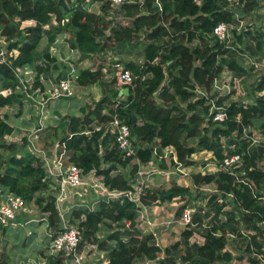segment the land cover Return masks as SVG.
Returning <instances> with one entry per match:
<instances>
[{
	"label": "trees",
	"instance_id": "obj_1",
	"mask_svg": "<svg viewBox=\"0 0 264 264\" xmlns=\"http://www.w3.org/2000/svg\"><path fill=\"white\" fill-rule=\"evenodd\" d=\"M67 1L70 0H0V29L10 41V47L20 49L13 66H34L38 75L36 87L42 85L39 75L48 76L52 69L59 78L67 77L68 65L51 55L48 49L62 32L71 33V46L84 58L111 50L122 54L132 44L142 45L144 64L123 60L124 66L137 76L135 85L123 84L118 76H114L111 83L128 87L129 92L126 94L111 87L94 105H84L79 115L61 117L50 127L49 145L66 143L69 161L80 166L84 173L95 169L97 175L104 177L110 190L133 192L140 176V165L135 163L130 168L133 157L122 155L115 135L107 128L97 131L94 127L108 124L119 115L131 128L136 157L142 165L158 160L155 147L161 154L165 147L173 146L179 162L185 167L196 165L193 154L198 151H211L217 164L223 162L226 154L240 153L243 166L239 171L246 172L241 176L226 171L193 172V186L215 185L217 191L207 193L210 195L208 209L203 210V214L195 213L192 222L183 229L181 239L170 247L156 244V236L152 233L143 234L138 226L140 207L129 196L122 201L100 200L93 209L85 205L74 207L67 217L82 229L80 250L88 244H97L99 250L106 253L109 264H138L139 259H149L155 264H233L234 255L225 248L227 234L235 232L247 241L244 252L249 254L250 264H264V166H261L264 142L254 147L250 129L254 122H259L264 137V74L254 88V94L262 92L254 104L246 105L239 98L226 104L229 94L215 98L212 88L214 79L225 67L234 76H243L255 69L254 65L238 58L243 49L242 34L233 30L236 38L233 50L227 42L212 36V32L221 22L238 25L240 15L253 12L259 1L243 0L237 10L227 0H144L143 3L122 5L113 17L89 13L82 4L70 8ZM157 2L161 3V10ZM105 7H110L108 1ZM53 13L59 23L44 31L43 27L51 22ZM65 17L69 21L60 25ZM44 32L50 43L41 50ZM141 36L147 42L142 43ZM103 77L100 69L83 68L78 73V83L94 85ZM16 83L10 66L1 65V107L22 103L19 92L7 96L1 94L3 89L14 87ZM197 87L207 91L209 96L211 94L216 107L226 111L224 121H214L210 114L212 100L196 98ZM86 129L92 130V134L86 135ZM15 130L5 113L4 119L0 120V186L36 203L41 211L49 212V225L59 229L61 217L52 190L53 180L47 178L40 158L28 150L26 144L3 141L6 134ZM185 139L196 140L197 146ZM4 150L8 155H4ZM160 162L162 171H170L171 166H176L173 161ZM122 167L128 172L124 173ZM251 181L254 188L249 185ZM230 192L233 197L228 195ZM192 195L191 186L175 182L169 188H147L140 203L148 206ZM228 206L230 209L226 210ZM185 208L186 205L181 207L178 216ZM30 226L35 229L36 225ZM197 227L205 230L202 244L191 241ZM10 229L0 224L3 233ZM101 234L104 236L100 237ZM46 259V264L66 262L64 255H46ZM0 264L10 263L2 261Z\"/></svg>",
	"mask_w": 264,
	"mask_h": 264
},
{
	"label": "built area",
	"instance_id": "obj_2",
	"mask_svg": "<svg viewBox=\"0 0 264 264\" xmlns=\"http://www.w3.org/2000/svg\"><path fill=\"white\" fill-rule=\"evenodd\" d=\"M110 3V7L106 8L105 3ZM142 2L144 0H82V2H79V0H70L67 1L70 8L77 7L79 4H82V6L89 12V13H95L97 15H105L107 14L109 17H113L115 14V11L120 9L122 5L126 3H138ZM231 7L233 9H238L242 6L243 0H227ZM158 6L160 7V10L162 9L161 3L157 2ZM52 20L49 24L44 25L43 29L44 31L50 30L51 26L58 25V19L56 14H52ZM120 18H123L120 16ZM69 21L68 17H65L60 22V25H65ZM128 23V22H127ZM236 28L234 24L221 22L217 24L212 32V36L216 37L221 42H229V39L231 38V32ZM106 33H109V30H107ZM66 35L68 32H62L61 34L57 35ZM67 36V35H66ZM43 37H48L46 32L43 33ZM55 44L50 45L49 50L51 52V55L54 56L55 52L59 50V48L56 46L58 43V40L55 39ZM60 41V40H59ZM70 55L71 58L67 59L63 62H65L69 67V72L67 74L66 78H59L56 75H52V77L46 76L44 73H41L39 75V80L41 82V86L36 87L35 84L37 82V71L35 70L34 66L30 65H24V66H13V60L19 55L20 49L18 47H10V41L8 40L7 36H5L2 33V29H0V66L1 65H8L14 72V75L16 77V85L14 87H10L7 89H3L1 91V94L7 96L12 93L19 92L22 94V103L23 100H26L27 104L29 105V99H32V105L35 108V111H37L38 117H37V123L34 127L33 131L29 134V128L25 127L22 129V134L17 133V129L11 133L6 134L3 137V141L6 144H18V145H24L26 144V148L28 150L33 149L35 151H39L41 149V153L37 154L40 158L43 167L47 171V178H51L53 181L51 182L52 190L54 193V196L56 197V203L59 210V214L61 217V226L59 229H55L54 227H51L49 225L48 216L49 212L41 211L40 207L34 203L27 201L22 195H19L11 190L5 189L4 187L0 186V224L4 227L11 226L12 228H23L28 231V234H31V230L29 231V223H41V225H45L46 232L48 234V238L51 242L50 244V252L48 255H64L65 258L72 259L74 261V264H89V260L93 256L90 251L92 248H98L97 244H91L87 246L86 248H82L80 250V243L82 241V229L78 226V224L72 223L69 218L66 216V212L64 209V204L69 202V200L74 201V204L69 202V208L73 207L74 205L77 206H88L86 199L88 195H91V190H89V187L91 188L92 184L94 183L95 186L99 187L100 190L94 191V194L99 198L100 200L107 199V201H113V200H124L125 197H128L134 201H136L140 207L139 213L142 212L143 218L145 219L146 223L149 224L150 221L148 219V208L146 205H143L140 203V199L142 194L145 191V188L148 186L146 183V179L144 177L139 176L137 178L136 184L134 185L135 190L133 192H124L119 190H110L108 187H106L104 182V177L102 175H97L96 170L93 169L89 173H84V170L78 166L77 164L70 162V152L66 148V143L58 144L56 143L54 145V148L49 149V151H45L44 149L39 147L38 141H35V139H38L41 137V134H43L44 129L46 128V123L49 118V112H48V105L50 102L60 99L62 97H76L79 93L80 84L78 83V73L81 69H91L93 68H85V65L83 64V60L85 58H96L98 55H92L88 57H83L80 51L76 48H73L70 44ZM72 51V52H71ZM78 56L81 57V59H78ZM119 59H116L115 62L112 64V67H114L113 77L118 76L120 78V81L123 84L126 85H135V80L137 78L136 75H134L133 71L129 68H126L122 63L118 61ZM144 64V62H142ZM226 72L223 70L222 73L214 79L212 88L213 93L216 94L215 98L217 96H222L225 94H230L233 87L238 88L235 84L237 81L235 79L231 80V85L226 84L221 80V77L225 76ZM36 80V81H35ZM234 82V85L232 84ZM233 86V87H232ZM195 92L197 93L196 98H207L211 99L212 101V108L210 109V114L213 115L214 121L222 122L227 118V113L223 108H217L215 103L213 102L214 98H210L209 93L205 91L202 88L197 87L195 89ZM262 95V92L259 93ZM21 103V104H22ZM18 105H21L19 103H16ZM13 107V105L9 106L6 105L4 107L0 106V120L4 119V114L7 109ZM95 130L99 131L103 128H107L109 132L116 137V141L118 144V148L122 152V155L127 157H133V160L136 159L134 163H138L140 165V169L144 167V165L141 164L139 159L136 157L137 149L134 144L135 139L132 136L131 128L130 126L119 117V115H115L113 119L108 124H99L94 126ZM92 130L86 129L84 133L86 135H91ZM21 135V137H18ZM26 136V137H24ZM72 134H70V137ZM264 142V137H256L253 135L252 137V145H256V143H262ZM60 146V147H59ZM32 151V150H30ZM155 154L157 155L158 161L164 160L166 162L173 161L176 163L175 169L181 171V167L184 168V170L189 171V175L193 174V166L185 167L181 162H179L177 151L173 146H167L163 149V152L161 154L156 152V147L154 149ZM206 151V150H205ZM35 153L34 151H32ZM209 152V151H207ZM210 157H213L214 163V169L215 172L211 171V169H208V171H204L203 169H199L201 173H216L219 171H226L230 174L241 176L245 175L246 172L244 170L239 171V169L243 166V158L240 153H234V154H226L225 158L223 159V162L221 164H217L215 157L213 156V153L210 151ZM44 154V155H43ZM159 154V155H158ZM150 164H153V161L150 162ZM159 171V170H158ZM162 171V170H160ZM196 171V172H199ZM163 173H172L173 171H162ZM195 172V171H194ZM141 171H139V174ZM186 174V172H185ZM55 180L58 182V184H55ZM242 180V179H241ZM238 181L240 179L238 178ZM243 181V180H242ZM247 182V181H245ZM252 181L249 183L251 187ZM80 186H85V196L82 188L78 189L76 191V188H79ZM89 186L88 188H86ZM212 185L210 184H204L200 187H195L198 191H206L205 193H213L214 191H217V189L211 188ZM254 188V187H253ZM78 193H83V197H79ZM76 194L80 198V203H78L76 199ZM229 196L233 197V192L228 193ZM85 203V204H84ZM88 208L93 209V206H88ZM144 208V209H142ZM38 211L39 216H33L34 213ZM193 209L187 207L183 210L182 215L180 216V222L186 226L190 224L193 220ZM101 237V236H100ZM99 249V248H98ZM104 252V251H103ZM106 254V253H105ZM104 261H106L107 264L110 263L109 258L106 255H102ZM92 260V259H91ZM47 263V259L45 264ZM91 264V263H90ZM105 264V263H103Z\"/></svg>",
	"mask_w": 264,
	"mask_h": 264
},
{
	"label": "rangeland",
	"instance_id": "obj_3",
	"mask_svg": "<svg viewBox=\"0 0 264 264\" xmlns=\"http://www.w3.org/2000/svg\"><path fill=\"white\" fill-rule=\"evenodd\" d=\"M259 1V5L258 7L255 9L256 10H260L261 8L264 7V0H258ZM239 9V8H238ZM237 9V10H238ZM255 14L256 12H252L249 14H244V15H240V21L238 23V25H235L237 32L242 34L243 37V49L241 50L240 55H239V60L248 64V65H254L252 64L254 61L257 62V59H255L256 55L255 53H257L258 58V65H254L253 67L255 69H257L255 71L250 70L246 75L243 76H234V73L232 71H230L228 68H224V71L226 72L225 76L221 77V80L223 82H225L228 85H231V80L233 77V80L235 79V81H237L235 84L237 85L238 88L233 87L231 90V93L228 95V99L226 100V104H229L230 101L232 99H240V101H242L244 104H254L256 101V97H259V93L254 94V88L256 87L259 79L261 78V76L264 74V23H261L262 26L259 28L262 30L260 31V33H255L252 29L256 28V23H255ZM257 17H261V19H258L259 21H264V14L260 15L257 14ZM250 31V33H248ZM67 35V36H66ZM66 35H60V41L58 42L62 47L60 49L59 52H57L56 54H54V56L56 58H60L61 53L62 56L64 57L65 60L70 59L71 55H70V44H71V38L72 35L70 32H68V34ZM57 38V36L55 37V39ZM42 43L40 46V49L43 50L46 48L47 45H49L50 40L48 39V37H43L42 38ZM54 39V41H55ZM54 41L50 43V45L54 44ZM259 42V48L258 51H254V45L256 42ZM46 42V43H44ZM235 42H236V38L234 36V32H231V38L229 39L228 45L231 49H235ZM49 45V46H50ZM49 49V48H48ZM124 50V49H122ZM72 52V51H71ZM119 52H122L119 50ZM51 53V52H50ZM134 54L135 56H133V58L128 57L129 55ZM141 54V49H130L127 48V51L124 50V52L122 54H119L118 56L120 58H124L127 60H131L133 62H138L139 60V56ZM263 56V57H262ZM261 57V58H260ZM99 57L93 58H85L83 60V64L85 65V68H93V69H98L100 65L97 66V62L96 59H98ZM78 59H81L80 56H78ZM117 58H115L116 60ZM63 62V61H62ZM65 64V62H63ZM122 63V62H121ZM123 64V63H122ZM124 65V64H123ZM258 67V68H257ZM52 70L50 71V73L48 74V77H52ZM111 75L113 78V70L111 71ZM111 78V80H112ZM104 80L105 77H103V79H101L97 84L94 85H88V87L90 88L89 91H87L86 88L83 87L82 92L84 97H85V101H86V106L88 105H94L95 102H97L102 96L106 95L108 90L104 91L103 94L101 95L100 98H98V95L102 93V89L103 86H111L112 88L115 87L112 83H110L111 81H109L108 83L105 82ZM36 81V80H35ZM234 85V82L232 83ZM80 86V85H79ZM81 89V88H80ZM108 89V88H106ZM84 90V91H83ZM110 90V89H109ZM80 92V91H79ZM79 95V93H78ZM77 95V96H78ZM76 96V97H77ZM76 97H72V98H63V99H58V103L57 104H63L62 107L67 111L70 112V110L73 109L74 105L73 103L70 104L71 102H74V100H77ZM211 97V94H210ZM215 100V99H214ZM22 101V99H21ZM26 100H23L22 105H18V104H14L13 107L9 108L6 110L5 113H7L9 115V121H11V123L14 124V126L17 128V131L15 134L17 135V133L22 134V129L25 128L24 126H26L25 123H23L24 119H26L25 117H19L21 116V114L25 113L27 114V116L29 117V134L33 131L34 127L36 126L37 120L33 119L35 117H38L37 111L34 110L33 105H32V99H29V105L26 103ZM52 102H50V104L48 105V107H51ZM76 105H78V103H76ZM59 106V105H56ZM58 109L60 110V108L58 107ZM52 113V112H51ZM33 114H35L33 116ZM49 122V121H47ZM264 122V119H263ZM51 124H49L48 126H46V128L43 131V134H41V137L38 139H35V141H38L39 147L44 149L45 151H49V147L52 148V145L48 143L49 141V135L51 133L50 127L53 125V121L50 122ZM253 135H255L256 137H260L263 136L262 133V129L260 126L259 122H254L253 126L250 128ZM18 137H21V135H19ZM26 137V136H24ZM27 138V137H26ZM186 142H188L189 144L195 145L197 146V141L196 140H190L187 141V139H185ZM225 141V140H224ZM226 143V141H225ZM56 144V142H55ZM54 144V145H55ZM260 145V143H256V145L254 147H258ZM32 151L35 152V154H39L41 153V149H39V151H35L33 149H30ZM210 152V151H209ZM207 151H198L197 153L193 154V157L195 158V162L197 165L193 166L194 171H199V169H203L204 171H208V169H211V171L215 172L216 170L213 168L215 165V161L212 159V157H210V153ZM4 155H8L7 151H3ZM44 155V154H43ZM137 161L136 159L132 160V164L130 166L133 167V164H135L134 162ZM153 164H147L144 165V167L142 169H140L141 173L140 176L144 177V179H146V183H147V187L145 188V190L148 189H157V188H169L173 183H177V184H181V185H188L191 186L193 188V195L192 197H182V198H177V200L175 199V201H172L171 204H169V202H166L164 204L165 205V210H163L161 213V215H171L169 213H172V215L174 216V220L178 221L180 220V216H178V211H180L181 207L183 205H186V207H190L191 209H193V214L200 212L203 214V210H207L208 209V198L210 197L209 194L205 193L206 191H198L195 186L192 185V176L189 175V171L188 170H184L183 167H181V171L175 169L174 167H170L173 171L172 173H163L162 171V167H161V163L158 160H154ZM160 165V166H159ZM261 166H264V160L261 163ZM159 168V169H157ZM124 173L128 172V169L125 168H121ZM156 170H159V175L155 172ZM186 172V174H185ZM158 176V177H157ZM139 179V178H138ZM55 184L57 185L58 182L55 180ZM89 186H87L86 188H88ZM215 185H212L211 188H214ZM84 189L85 186H80L79 188H76V191H78V189ZM89 190H91V195L87 196V203H89V200H91L92 198H96L94 191L96 190H100L99 187L95 186L94 183L92 184L91 188L89 187ZM83 191L84 196H85V189L81 190V192ZM83 193H78L79 197H83ZM77 196L76 194V199L78 201H80V198ZM174 202V203H173ZM32 203V202H31ZM72 203L74 204V201H72ZM162 204V205H164ZM69 205L71 204H67V209L65 211H70L72 210L74 207H78L77 205H74L73 207L69 208ZM230 207L228 206L226 208V210H229ZM149 211V208H148ZM39 212L36 211L34 213L33 216H39L38 215ZM68 216V215H67ZM71 216V215H70ZM179 219V220H178ZM180 226L181 229L179 231H174L172 233V237H169L168 241L165 242L163 245L165 247L171 246L173 243H175V238L181 239V233L183 231V229L185 228V225L181 222ZM32 223H29V231L31 230V234H28V231L25 229H18V228H13L10 230H7V233H3L2 231H0V262L2 261H6L9 262L10 264H45L46 262V255L49 254L50 252V240L48 239V234L46 232V228L41 225V223H35V229L33 227H31ZM160 230V228H159ZM200 230L205 231L204 228L199 229L198 227L196 228L197 233H200ZM106 231V230H104ZM146 232V231H145ZM143 232V234L145 233ZM160 232H163L162 230ZM147 234L149 233L148 229H147ZM102 235V234H101ZM146 235V234H145ZM162 235V233H161ZM32 237L31 240H28L29 237ZM247 244V241L244 243L243 247L241 248V250L244 251V248ZM91 244H88L87 246H89ZM87 246H85L84 248H86ZM90 253L93 255L91 257V259L89 260V264H100L103 263V257L102 255H106L105 252L99 250L98 248H92ZM246 253V252H245ZM240 254V252H239ZM247 256H249L248 253H246ZM240 261V260H239ZM65 264H74V261L72 259H68L66 258V262ZM138 264H155V261H149V259H143L140 260L139 259V263ZM239 264H250L249 260L247 261H242Z\"/></svg>",
	"mask_w": 264,
	"mask_h": 264
},
{
	"label": "crops",
	"instance_id": "obj_4",
	"mask_svg": "<svg viewBox=\"0 0 264 264\" xmlns=\"http://www.w3.org/2000/svg\"><path fill=\"white\" fill-rule=\"evenodd\" d=\"M254 12H256V14H255V23H256V28H254V29H252L255 33H260V31L262 30V28L261 29H259L261 26H262V24L261 23H264V21H259L258 19H261V17H257L258 15L257 14H260V15H263L264 14V7L263 8H261L260 10H254L253 11V13ZM252 13V12H251ZM60 36H58L56 39L58 40V42H59V40H60ZM141 41H142V43H145V42H147V40H146V38L144 37V36H141ZM56 41V40H55ZM44 43H46V42H44ZM259 42L257 41L256 43H255V45H254V51H258V48H259V44H258ZM55 44V43H54ZM56 46L59 48V50L58 51H56L55 52V54L57 53V52H59L60 51V49H61V45L59 44V43H57L56 44ZM130 49H141V54H140V58H139V60H138V62L139 63H141L142 64V62H144V57H143V55H142V53H143V46L142 45H137V46H133V44H132V46H130L129 47ZM127 51V50H126ZM132 54V53H131ZM119 54H117L116 52H114V50H111V51H109V52H107V53H100L97 57H99L98 59H96V62H97V66L98 65H100L99 66V68L98 69H100L101 71H102V74H103V76L105 77V79L106 80H104L105 82H109V81H111V78H112V75H111V71L113 70V72H114V67H112V64L115 62V58H117V59H120L121 61H122V63H124L123 62V60L125 61H131V60H133V59H131V60H127V59H124V58H120L119 56H118ZM255 55H256V57H255V59H257V62H253L252 64H254V65H258V56H257V53H255ZM133 56H135L134 54H132V55H129L128 57H130V58H133ZM263 57V56H262ZM261 58V57H260ZM59 61H64V57L62 56V53H61V56H60V58H59ZM66 64V63H65ZM258 68V67H257ZM98 69H93L92 71H94V70H98ZM257 69H255V71H256ZM254 71V70H253ZM52 74H54V75H56V76H58V73L55 71V70H53L52 69ZM111 83V82H110ZM97 84V83H96ZM83 87L84 88H86L87 89V91H89V87L88 86H81L80 85V88H79V95L76 97L77 98V100H74V102H71L70 104H72L73 103V105H74V107H73V109L72 110H70V112H67L63 107H62V105L63 104H57L58 102V99H56V100H54V101H52V104H51V107L49 108L48 107V112H49V118H48V121L49 122H47L46 123V126H48L49 124H51L50 122L51 121H53L54 123H55V121H58V120H60L61 119V117H63V116H65V115H79L80 114V110H81V108L84 106V105H86V101H85V97H84V95H83V93H81L82 92V89H83ZM106 88H108V89H106ZM111 88V86H103V89H102V93L101 94H99L98 95V98H100L101 97V95L103 94V92L106 90H109ZM115 88H117V89H120L121 91L124 89V88H126V87H123V86H120V85H115ZM84 91V90H83ZM60 99H63V98H60ZM57 102V103H56ZM76 103H78V105H76ZM22 105V104H21ZM56 105H59V106H56ZM58 107L60 108V110L58 109ZM34 108V107H33ZM34 110H35V108H34ZM52 112V113H51ZM35 114H33V116H34ZM23 116V118L25 117L26 119H24V121H23V123H25L26 124V126H24V127H28L29 128V117L27 116V114H25V113H23V114H21V116H19V117H22ZM35 117V116H34ZM33 119H37V117H35V118H33ZM11 122V121H10ZM17 129V128H16ZM50 149H52V148H54V144L52 145V148L51 147H49ZM195 159V158H194ZM154 163V162H153ZM197 165V164H196ZM157 169H159V168H157ZM143 170V169H142ZM158 175H159V171L158 170H156L155 171ZM158 177V176H157ZM179 185H181V184H179ZM182 186H188V185H182ZM96 198H92L91 200H89V205L90 206H93V208L98 204V201H99V198L100 197H98V196H95ZM192 196H190V198H191ZM177 198H181V196H178V197H175L172 201H175V199L177 200ZM208 198V197H207ZM72 201V198H71V200H69V202H71ZM78 201V200H77ZM172 201L171 202H169V204H171L172 203ZM69 202H67L66 204H64V209L66 210L67 209V204L69 203ZM81 201H78V203H80ZM174 203V202H173ZM85 204V203H84ZM162 204H164V203H161V202H156V203H154V204H151V205H148L147 207H145V208H149V211H148V214L149 215H147L148 216V219H149V221H150V223L149 224H147L146 223V221H145V219L143 218V215H142V212H140L139 213V223H138V226H139V228H140V230L142 231V232H147V229H148V231H149V233L148 234H154L155 236H156V238H155V243L156 244H160V245H162V246H164L163 244L165 243V242H167L168 241V239H169V237H172V233L174 232V231H179L180 229H181V226H180V220H179V222L178 221H176V220H174L173 218H174V216L175 215H172V213H169V214H171V215H161L162 213V211L163 210H165V205L166 204H164V205H162ZM88 205V206H89ZM190 208V207H189ZM142 209H144V208H142ZM71 211V210H70ZM70 211L69 212H66V214L68 215V214H70ZM66 215V216H67ZM210 217L211 216H209L206 220H205V222L207 223V221L210 219ZM223 217V221H225L226 220V216L225 215H223L222 216ZM43 226L45 227V225L43 224ZM208 226V225H207ZM6 227H8L9 229L11 228V226H6ZM159 228H160V230H159ZM227 228H229V229H231L230 228V226H227ZM242 228V227H241ZM11 229H13V228H11ZM163 231V232H160V231ZM0 231H2V230H0ZM144 233V234H147V233ZM205 231H203L202 230V232H200V233H197V232H195L194 233V235L191 237V241L192 242H198V243H200V244H202L203 242H204V240H205V238L203 237V233H204ZM161 233H162V235H161ZM219 233H221V230L219 231ZM103 234H105V233H103ZM100 235L101 237H103L104 235ZM227 238H228V242H227V246H226V248H225V250H228V251H230L233 255H234V260H233V264H239L240 262H242V261H247L248 260V256H247V254L243 251V250H241V248L243 247V245H244V243H245V241H244V238L243 237H238L236 234H235V232H231V233H228L227 234ZM175 240L176 241H178L179 239L178 238H175ZM175 241V242H176ZM163 243V244H162ZM168 247H170V246H168ZM239 252H240V254H239ZM241 257H243V258H241ZM240 260V261H239ZM106 261L107 260H105L104 261V259H103V263H105V264H107L106 263ZM103 263H100V264H103Z\"/></svg>",
	"mask_w": 264,
	"mask_h": 264
},
{
	"label": "water",
	"instance_id": "obj_5",
	"mask_svg": "<svg viewBox=\"0 0 264 264\" xmlns=\"http://www.w3.org/2000/svg\"><path fill=\"white\" fill-rule=\"evenodd\" d=\"M123 91L127 94L129 92V88L126 87V88L123 89Z\"/></svg>",
	"mask_w": 264,
	"mask_h": 264
}]
</instances>
